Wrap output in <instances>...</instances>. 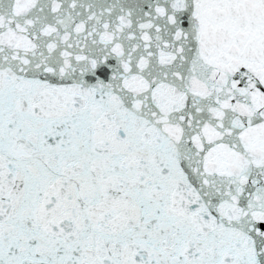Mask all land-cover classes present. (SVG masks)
Listing matches in <instances>:
<instances>
[{"label": "snow or ice", "instance_id": "snow-or-ice-1", "mask_svg": "<svg viewBox=\"0 0 264 264\" xmlns=\"http://www.w3.org/2000/svg\"><path fill=\"white\" fill-rule=\"evenodd\" d=\"M0 264H264V0H0Z\"/></svg>", "mask_w": 264, "mask_h": 264}]
</instances>
